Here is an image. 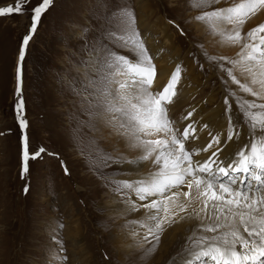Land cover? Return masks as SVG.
<instances>
[{
  "label": "rangeland",
  "instance_id": "374dc122",
  "mask_svg": "<svg viewBox=\"0 0 264 264\" xmlns=\"http://www.w3.org/2000/svg\"><path fill=\"white\" fill-rule=\"evenodd\" d=\"M38 2L31 0L23 15L0 17V264H138L145 243L155 242L142 226L151 223L149 213L143 212L142 220L127 221L128 217H114L111 211L117 208L114 202H125L131 192L120 188L118 182L129 177L140 179L128 168L137 164L132 161L139 152L130 148L125 152L116 141L107 139L109 131L115 129L95 115L99 92L89 83L97 75V50L102 45L112 47L107 17L118 4L134 9L137 27L157 69L164 60L163 86L176 66H181L184 77L180 82H188L191 88L179 92L184 99L177 97L170 112L178 127L195 122L199 139L192 146L207 143L209 132L222 134L223 156L231 158L249 142L243 125L240 136L224 142L228 129L225 96L233 90L240 96L243 93L235 85L227 86L219 62L204 55L205 49L208 56H220L222 51L213 41L210 44L206 26L192 19L206 8H190L189 0H53L23 62L22 95L30 150L35 152L42 146L46 153L29 161V172L22 178V130L15 112L16 67L23 37L31 25L30 9ZM13 3L0 0V6ZM209 46L216 51H210ZM121 52L128 54L125 49ZM229 103L235 119L239 113L231 96ZM193 109V119H181ZM204 124L208 129L202 130ZM193 232L199 234L196 221L167 227L153 256L140 264H181L179 254ZM116 235L125 241L123 247ZM141 244L142 249L137 250Z\"/></svg>",
  "mask_w": 264,
  "mask_h": 264
},
{
  "label": "snow or ice",
  "instance_id": "6c2138e0",
  "mask_svg": "<svg viewBox=\"0 0 264 264\" xmlns=\"http://www.w3.org/2000/svg\"><path fill=\"white\" fill-rule=\"evenodd\" d=\"M219 2L189 0V7L203 10ZM30 3L14 0L13 4L0 6V17L23 15ZM52 3L40 0L30 9L31 25L23 37L16 67L15 112L22 130V178L29 172V161L46 153L42 146L35 152L30 150L22 84L26 50ZM114 9L107 17L112 47L102 45L97 50V75L89 83L99 92V111L95 115L125 137L128 148L138 150L133 163L152 165L140 179L118 182L138 201H148L129 200L133 211L150 210L147 219L151 223L142 226L156 244L145 255L155 252L167 227L180 221H196L199 234L193 232L188 238L189 243L179 254L181 264H264V22L243 31L246 24L264 13V0H233L227 7H213L192 17L204 24L211 36L218 37L216 44L240 49L235 59L208 56L203 50L209 60L219 62L227 86L235 85L239 93L252 98L245 99L236 90L225 96L228 129L224 142L240 136L241 125L248 129L249 136V142L231 158L223 156L219 134L209 132L207 143L192 146L199 139L195 122L178 127L170 112L179 95L181 66H176L166 85L155 90L157 65L137 27L134 9L119 4ZM121 49L128 50V54ZM229 96L237 105L239 115L235 119ZM194 112H187L181 119L189 120ZM208 127L204 124L202 130ZM201 152L210 155L203 161L194 159ZM64 170L67 174V167ZM184 188L187 190L182 191ZM28 190L26 184L25 193ZM144 239L148 242L147 236Z\"/></svg>",
  "mask_w": 264,
  "mask_h": 264
},
{
  "label": "bare ground",
  "instance_id": "6f19581e",
  "mask_svg": "<svg viewBox=\"0 0 264 264\" xmlns=\"http://www.w3.org/2000/svg\"><path fill=\"white\" fill-rule=\"evenodd\" d=\"M233 3V0H220V2L218 3V4H215V5H211L209 8H206V10L205 11H208V10H211V8H213V7H227V6H229V5H231ZM194 16H196V14H194ZM261 22H264V13H262V14H260V15H258L257 17H255V18H253L246 26H245V28L243 29V31H247V30H249L250 28H252V27H254V26H256L258 23H261ZM195 26H198V25H196L195 24ZM163 28V27H162ZM164 31V30H163ZM194 31H198L197 29H194ZM206 33H208V36L210 37V44L212 43V41H213V45L214 44H216L215 43V41L218 39V37H214V36H211L210 34H209V32L208 31H206ZM205 32H203L202 34H206ZM199 36H203V35H201V34H198ZM199 36H197V37H199ZM167 39V38H166ZM209 44V43H208ZM218 47H220V49L222 50L221 51V55L220 56H227V57H229V58H232V59H235V58H237V54L239 53V51H240V49H239V47H227V46H225V47H222V46H219L218 45ZM155 49V48H154ZM157 49V48H156ZM209 49H210V51H216V50H214V47L213 48H211V46H209ZM158 51V50H157ZM174 52V51H173ZM172 52V53H173ZM209 52V51H208ZM161 54V53H160ZM211 54V53H210ZM156 55V54H155ZM164 55V54H163ZM166 56V55H165ZM212 56H214V55H212ZM159 57H161V56H159ZM163 57V56H162ZM158 58V57H157ZM155 59V58H154ZM165 59V58H164ZM163 63H164V60H162V63H160V64H162L161 65V67L160 68H158L157 69V73H158V75H157V79H156V81H155V84H154V89L155 90H159L162 86H163V84H164V81H165V76H166V74H165V69L164 68H162L164 65H163ZM188 63V62H187ZM225 63V65L227 64V62H224ZM189 67H191V65L189 66ZM189 69V68H188ZM192 69V68H191ZM173 70V69H172ZM186 70V69H185ZM170 71H171V69H170ZM191 73V72H190ZM170 74V73H169ZM185 75V74H184ZM195 75V74H194ZM193 75V76H194ZM226 75V74H225ZM198 76V75H197ZM169 77V76H168ZM182 77H184V76H182ZM192 77V76H191ZM187 80V79H186ZM213 80V79H212ZM194 81V80H193ZM197 81V80H196ZM209 82L211 83V81L209 80ZM188 83V82H187ZM186 83V84H187ZM195 83H197V82H195ZM183 85L181 82H180V84L179 85H182V86H180L179 87V92H180V94L181 93H185V92H187L188 90H190V86L188 87L187 85ZM189 84V83H188ZM190 84H191V82H190ZM194 84V83H193ZM87 85V84H86ZM196 93V92H195ZM191 94V93H190ZM182 95H184V94H182ZM241 96H243L245 99L247 98V95L246 94H243V95H241ZM179 97V96H178ZM183 97H185V96H183ZM179 98H182V97H179ZM182 99H184V98H182ZM189 99V98H188ZM183 101V100H182ZM187 101V100H186ZM179 103H181V102H179ZM184 103V105H186L185 104V102H183ZM187 103V102H186ZM190 103V102H189ZM188 104V103H187ZM175 105V104H174ZM180 105V104H179ZM189 105V104H188ZM217 108V107H216ZM176 109V108H175ZM217 110V109H216ZM179 111V110H178ZM204 112V111H203ZM207 113V112H206ZM203 114V113H202ZM185 115V114H184ZM194 115V114H193ZM212 115V114H211ZM81 116V115H80ZM197 116V115H196ZM208 117H211V116H208ZM193 119V118H192ZM226 119H228V118H226ZM225 119V120H226ZM206 120V119H205ZM224 120V119H223ZM225 120H224V122H225ZM192 122V121H191ZM205 122V121H204ZM207 122V121H206ZM220 122H222V121H220ZM99 123V122H98ZM190 123V122H189ZM219 123V122H218ZM223 123V122H222ZM91 124H92V122H91ZM100 124V123H99ZM182 124V123H181ZM102 127V126H101ZM225 129H226V127H225ZM220 131V130H219ZM108 132V131H107ZM116 132L117 131H115V130H112L111 132L109 131V133H111V135H110V137H107V139L108 140H113V141H116L120 146H121V148H122V150L123 151H125V152H128L129 151V148H128V146H127V144H123V142H124V140H125V137H123V136H121L120 134H116ZM213 133V132H212ZM224 133V132H223ZM222 135V134H221ZM246 135V134H245ZM224 136V135H223ZM223 136L221 137V139L223 138ZM243 137V136H242ZM106 138V137H105ZM201 139V138H200ZM211 139V138H210ZM203 140V139H202ZM201 140V141H202ZM208 140V139H207ZM226 140V139H225ZM196 141V140H195ZM224 141V140H223ZM126 143H127V140L125 141ZM196 144H197V141L195 142ZM123 144V145H122ZM231 144V143H230ZM193 145V144H192ZM200 145V144H199ZM197 146V145H196ZM201 146V145H200ZM227 149H229V148H227ZM124 153V152H123ZM134 154H135V152H134ZM123 155H125V154H123ZM129 155V154H128ZM208 155H210V153H203V152H201L200 153V156H195L194 157V159H196V160H200V161H203L204 159H206L207 158V156ZM133 156V155H132ZM137 157V156H136ZM125 158V157H124ZM129 158V157H128ZM135 158V157H134ZM134 161V160H133ZM128 164V163H127ZM151 167L152 165H151V163L150 162H147V163H145V164H136V165H132V164H130L129 166H128V168L130 169V171L132 172V173H137L136 174V177H138V178H141L144 174H146V172L148 171L147 170V167ZM128 176V175H127ZM132 176V175H131ZM134 176V175H133ZM124 178V177H123ZM133 178V177H132ZM124 179H127V180H129V181H133L135 178H133V180H131L130 179V177L129 178H124ZM124 179H122L121 181H123ZM114 181V180H113ZM187 189L186 188H184L183 189V191H186ZM120 197V196H119ZM126 197V196H125ZM122 198V197H121ZM127 198V200L124 202H120V203H115L114 202V204H116V207L118 208H115L113 211H111V215H113L114 214V217L115 216H122V217H125V218H127L126 220L127 221H129L130 219H136V220H142V217H141V215L143 214V212H147V213H149L150 212V210H148V209H144V208H139L138 210H136V211H133L132 209H131V206H130V204H129V200H134V201H136L137 203H147L148 201H138L137 200V198L135 197V195H134V193L133 192H129V194H128V197H126ZM147 216V215H146ZM113 217V218H114ZM139 222V221H138ZM180 222H186V221H180ZM188 222H190V221H188ZM197 223V222H196ZM182 224V223H181ZM126 226L127 227H130L129 226V223L128 224H126ZM176 226H178V225H176ZM134 230V229H133ZM135 233H138V231H134ZM115 238H116V240H118V244L119 245H122V246H120V247H123L125 244H124V242L125 241H123V243H122V241H121V237H119V236H115ZM153 244H156V242H151V243H145V249L143 250L142 249V244H141V246H139L138 248H137V250L138 249H140V247H141V249H142V252L140 253V255L138 254V257L140 258V261L138 262V264H140V263H142V262H144L146 259H149V258H151L152 256H153V253H150V254H148V255H145V253H146V250L148 249V248H150ZM158 247V244L156 245V248ZM158 249H160V248H158ZM164 251H166V249H164ZM163 251V252H164ZM159 257H161V255H159ZM85 260H87V262H89V259H85Z\"/></svg>",
  "mask_w": 264,
  "mask_h": 264
}]
</instances>
